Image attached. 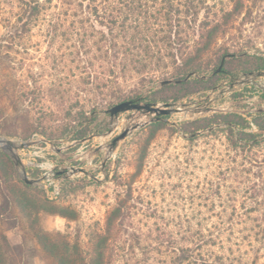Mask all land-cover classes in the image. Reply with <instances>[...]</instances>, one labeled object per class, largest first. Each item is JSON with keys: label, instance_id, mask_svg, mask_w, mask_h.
<instances>
[{"label": "rangeland", "instance_id": "1", "mask_svg": "<svg viewBox=\"0 0 264 264\" xmlns=\"http://www.w3.org/2000/svg\"><path fill=\"white\" fill-rule=\"evenodd\" d=\"M63 2L56 34L46 20L0 57V191L35 204L0 196L6 264H50L39 231L85 244L120 203L113 264H165L162 241L191 246L185 264H264V0ZM126 101L180 111L111 116Z\"/></svg>", "mask_w": 264, "mask_h": 264}, {"label": "trees", "instance_id": "2", "mask_svg": "<svg viewBox=\"0 0 264 264\" xmlns=\"http://www.w3.org/2000/svg\"><path fill=\"white\" fill-rule=\"evenodd\" d=\"M63 2V0H60ZM54 0H2L0 3V24L6 30L5 37L0 42V57L8 58L10 50L18 46L25 40V37H32L35 28L45 24L48 20V27L56 34L58 29L63 27V21L59 16H52L49 13L52 9L59 7L53 5ZM56 17V18H55ZM44 22V23H43ZM33 38V37H32ZM32 38L28 41H32ZM57 40V36L54 37ZM128 50V48H126ZM6 51L5 55H2ZM5 159L0 158V172L7 174L9 162H13L8 155L0 153ZM25 188H30L28 184H24ZM27 194L20 189L7 187L0 191V196L4 201L6 209L10 208L11 204H15L26 212L30 207ZM22 203L24 206H22ZM42 208V207H39ZM37 207V210L39 209ZM50 214H57L67 219H70L68 208L49 206L43 208ZM127 211L125 204H118L115 208L109 210L106 216L105 226L96 229L89 238V241L82 244L80 241L71 242L67 235L57 233L54 235L39 231L37 233L38 243L42 246L49 256L50 264H113L114 260L125 258L124 241L117 229V222L125 215ZM137 234L136 239H142L145 234L143 229L132 227ZM168 245L167 261L165 264H185L196 259L195 251L189 245H178L169 241L157 242L154 251H158V246L163 247ZM172 244L173 246H171ZM11 245L7 238L0 235V264H6L7 255L11 253ZM3 251V252H2ZM130 260V259H129ZM138 264V263H137ZM153 264V263H146Z\"/></svg>", "mask_w": 264, "mask_h": 264}, {"label": "water", "instance_id": "3", "mask_svg": "<svg viewBox=\"0 0 264 264\" xmlns=\"http://www.w3.org/2000/svg\"><path fill=\"white\" fill-rule=\"evenodd\" d=\"M126 111H145L147 113H152L154 115L158 116H166L174 112H179L180 109H174L170 107V105H167L165 108H160L158 106H154L151 104H139L133 101H126L119 103L115 106H113L110 109L111 116H117L120 113L126 112ZM128 134V131H125L120 136L114 139L112 145L115 146L117 142L124 139ZM2 140H0V143Z\"/></svg>", "mask_w": 264, "mask_h": 264}, {"label": "built area", "instance_id": "4", "mask_svg": "<svg viewBox=\"0 0 264 264\" xmlns=\"http://www.w3.org/2000/svg\"><path fill=\"white\" fill-rule=\"evenodd\" d=\"M32 144H36V143H32ZM28 145V147H32L33 145ZM25 149V147H22V150H24ZM25 156V155H24ZM31 165L34 167V168H37V170H39V169H44V170H51L50 168H48V167H43L42 165H39V164H34V163H31ZM46 175H48V173H46ZM51 186H53L52 187V189L50 190L51 191V193H52V195H53V197L54 198H57L60 194H61V189H60V187L58 186V185H56V184H52Z\"/></svg>", "mask_w": 264, "mask_h": 264}]
</instances>
